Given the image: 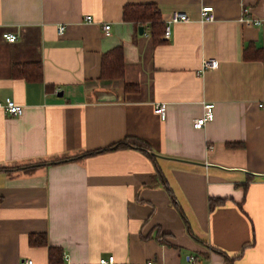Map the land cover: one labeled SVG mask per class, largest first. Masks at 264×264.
I'll return each mask as SVG.
<instances>
[{"label":"crops","instance_id":"crops-1","mask_svg":"<svg viewBox=\"0 0 264 264\" xmlns=\"http://www.w3.org/2000/svg\"><path fill=\"white\" fill-rule=\"evenodd\" d=\"M145 3L191 21L140 34L123 9ZM116 49L123 75L102 77ZM263 59L264 0H0V102L23 106L0 109V264H48L37 235L65 264H264ZM130 137L148 152L108 149Z\"/></svg>","mask_w":264,"mask_h":264},{"label":"trees","instance_id":"trees-1","mask_svg":"<svg viewBox=\"0 0 264 264\" xmlns=\"http://www.w3.org/2000/svg\"><path fill=\"white\" fill-rule=\"evenodd\" d=\"M123 19L125 21H130L141 26L149 24L152 36L156 39H160L163 35L165 23L162 21L160 10L155 4L145 3L127 5L123 9ZM119 54V50L116 49L104 56L101 73L102 77L113 78L120 77L123 75V60L122 57L119 56ZM247 57H249L248 54H246V58ZM14 75L16 77L24 78L28 81L41 80V64L35 63L32 69H29L27 67H16L14 69ZM123 147L143 149L146 152H148L149 150V146L146 143L132 137L115 143L112 146L108 147V149ZM57 162H60V160ZM33 167L35 166L24 165L19 166L18 169H24L26 171H29L33 169ZM29 243L31 245L48 246V264H65L62 250L59 247L49 246L48 240L45 235H37L36 237L31 236L29 238Z\"/></svg>","mask_w":264,"mask_h":264},{"label":"built area","instance_id":"built-area-1","mask_svg":"<svg viewBox=\"0 0 264 264\" xmlns=\"http://www.w3.org/2000/svg\"><path fill=\"white\" fill-rule=\"evenodd\" d=\"M244 12H247L244 10ZM200 21L202 22H212L215 20L214 8L211 5L203 6L200 9ZM85 22H93V18L91 15H86L84 17ZM191 21V17L184 12L175 11L170 17L165 21V27L163 31V37L166 39L170 38L172 34L171 27L172 25L179 22H189ZM104 31L106 35H109L110 25H104ZM64 26H58L57 31L58 34L61 35L64 31ZM4 40L10 43H14L18 40V36L15 33L5 32L2 34ZM218 66V61L215 58H207L204 59L201 63V72L215 70ZM260 107L263 104L259 105ZM214 107L213 103H206L203 105V113L200 117L196 118L193 122L194 129H202L204 126L213 120L214 118ZM0 109H2L9 116H20L23 113V106L15 103L12 99L7 98L4 102H0ZM154 112L160 116L161 119H165L166 117V104L158 103L155 105ZM194 257H189V260H194ZM19 264H33L31 259H22ZM99 264H113V257H108L107 259H100ZM152 264V263H149Z\"/></svg>","mask_w":264,"mask_h":264},{"label":"water","instance_id":"water-1","mask_svg":"<svg viewBox=\"0 0 264 264\" xmlns=\"http://www.w3.org/2000/svg\"><path fill=\"white\" fill-rule=\"evenodd\" d=\"M138 31H139L140 34H143V32H144V27H143V26H140V27L138 28Z\"/></svg>","mask_w":264,"mask_h":264}]
</instances>
